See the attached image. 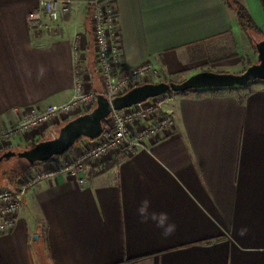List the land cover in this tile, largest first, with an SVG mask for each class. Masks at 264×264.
Wrapping results in <instances>:
<instances>
[{
  "label": "crops",
  "instance_id": "1",
  "mask_svg": "<svg viewBox=\"0 0 264 264\" xmlns=\"http://www.w3.org/2000/svg\"><path fill=\"white\" fill-rule=\"evenodd\" d=\"M37 1L0 0V127L29 107L69 99L76 32L84 37L86 86L101 89L90 6L74 5L50 34L27 24ZM243 2L264 36V0ZM114 6L124 60L151 61L160 79L205 70L198 69L205 54L228 32L236 42L240 29L225 0ZM244 87L173 94L164 108L175 124L165 136L130 155L109 153L82 184L57 174L31 187L13 229L0 233V264H264V84ZM39 137L29 132L16 143ZM63 157L44 163L59 166Z\"/></svg>",
  "mask_w": 264,
  "mask_h": 264
},
{
  "label": "built area",
  "instance_id": "2",
  "mask_svg": "<svg viewBox=\"0 0 264 264\" xmlns=\"http://www.w3.org/2000/svg\"><path fill=\"white\" fill-rule=\"evenodd\" d=\"M84 0H38L27 14L30 28L50 34L56 33L58 22L63 21L71 8ZM90 6V28L93 52L101 89L86 86L84 69V37L74 33L71 41L74 83L69 99L60 104L32 106L19 115L16 121L0 127V149H7L17 138L29 132L52 130L58 124L89 111L101 93L108 100L129 88L159 77L160 71L151 61L128 65L124 60L118 39L117 15L114 4L108 0H92ZM173 98L172 93L150 97L120 110L113 109L106 117L100 135L94 139L85 138L76 142L72 153L65 155L61 165L44 162L33 166L21 175L14 188L0 187V233L11 231L17 222L26 192L41 180L57 174L76 178L79 184L86 180L90 167L100 163L109 153L122 151L130 155L146 147L147 141L158 139L171 131L174 116L164 106ZM19 112L18 108H14ZM57 125V126H58ZM46 162V161H45Z\"/></svg>",
  "mask_w": 264,
  "mask_h": 264
},
{
  "label": "water",
  "instance_id": "3",
  "mask_svg": "<svg viewBox=\"0 0 264 264\" xmlns=\"http://www.w3.org/2000/svg\"><path fill=\"white\" fill-rule=\"evenodd\" d=\"M255 47L256 60L238 73L200 70L179 82L156 81L135 85L111 100L97 93L95 105L89 111L64 122L56 136L38 140L32 146L22 150H6L0 155V160L17 156L28 163L47 161L55 155L65 153L80 137L89 139L98 137L103 129V120L113 109L120 110L167 91L183 92L202 87L244 86L253 80L264 81V38L256 41Z\"/></svg>",
  "mask_w": 264,
  "mask_h": 264
},
{
  "label": "rangeland",
  "instance_id": "4",
  "mask_svg": "<svg viewBox=\"0 0 264 264\" xmlns=\"http://www.w3.org/2000/svg\"><path fill=\"white\" fill-rule=\"evenodd\" d=\"M81 2H83V1H81ZM86 14H87V19H89L90 18V10L89 9L86 10ZM235 36H236V42H237V49L239 50V52H237V53H238V55H241V56L244 57V60H243L242 63L240 61V64H238L237 66H229V67H222V66L218 65V63H221L222 60L225 61V60H230L232 58H235V57H229V58H225V59H222V60H217L215 62H211V61H207L206 63L202 62L201 64H199L198 69L202 68V69H205V70L210 69V70H218V71L223 70V71H226V72H234V73H236L238 71H241L243 69V67H246L248 62L255 61V59H256L255 54L256 53H255L254 49L252 48V46H251V48L249 47V37L244 32H241L240 29H238V31L236 32ZM250 37L252 39H254L255 41H258V40L262 39L261 36L254 35L252 33L250 34ZM223 41H225V40H223ZM203 49L208 51L210 48L208 46H205V47H203ZM213 53H211V52L206 53L204 57L206 58L209 54H210L209 57L213 56ZM92 61H93V59H92ZM93 67H94V65L92 63H90L89 71L93 72V69H94ZM184 73H186V71L181 73V75H183ZM160 78H161L160 76L156 77V78H152V80H153L152 82H156ZM174 79H178V77H175ZM256 84H264V81L257 79V80L250 81L249 83H247L244 86L246 88H248L250 86H255ZM167 92L168 93H172V94L179 93V92H175V91H167ZM59 127L60 126L58 125V126H56L55 129L46 130L45 136H43L42 138L39 137V138H37L36 140H33V141H27V140H23L22 141L21 140L20 143H16V141H17L16 140L15 143L13 145L9 146L7 149L8 150H13V151L22 150L27 145L34 144L37 140H42V139H47V138L54 137V136L57 135ZM19 139H21V138H19ZM72 152H73V150L70 149L68 151L67 155L69 153H72ZM60 156L61 155H55V156L52 157V159L60 157ZM64 158L65 157H63V160H61L60 165L63 162H65ZM25 166H26V161L23 158H20V157H17V156H11L10 158H3L2 160H0V186L7 185L8 177L14 176L16 173L22 171ZM30 169H28V170H30ZM28 170H26L24 172V174ZM34 236H36V234ZM38 264H41V262H39Z\"/></svg>",
  "mask_w": 264,
  "mask_h": 264
},
{
  "label": "trees",
  "instance_id": "5",
  "mask_svg": "<svg viewBox=\"0 0 264 264\" xmlns=\"http://www.w3.org/2000/svg\"><path fill=\"white\" fill-rule=\"evenodd\" d=\"M89 5V2H86ZM108 3L110 4H114V0H108ZM225 3L227 4L228 7H230L236 14L237 17V21H238V25L241 29L242 32H244L248 37H249V42L250 45L252 46V48L254 49L255 53H256V47H255V40L252 39L250 37V34H254V35H258L261 36V38H264V36H262L261 34V30L256 26L248 8L246 7L245 3L243 2V0H225ZM225 40V41H223ZM222 44L219 45V48L217 50L214 51L213 56L209 55L206 57L209 60L207 61H211V62H215L217 60H222L225 58H229V57H240V60L243 62L244 57L241 55H238L237 51H236V42L232 36V34L230 32L226 33L221 40ZM209 53V52H208ZM256 60V59H255ZM254 62V61H253ZM248 62L247 66L251 63ZM246 66V67H247ZM246 67H243V69L241 71H243ZM210 70V69H207ZM212 71H217V72H226V71H218V70H212ZM238 71V72H241ZM236 72V73H238ZM158 81H175V82H179L181 80H166V79H159ZM106 120H103V126L105 125ZM82 139H84V137H80L76 142L81 141ZM38 141V140H37ZM33 145V144H32ZM32 145H27L24 148H28ZM71 149V148H70ZM68 149L65 153L61 154V156H65L68 151L70 150ZM8 149H0V155L5 152ZM122 156H124V154H122ZM54 159V158H53ZM52 158H50L49 160H47L46 162L52 161ZM45 161H37L34 163H28L26 162V166L24 167V169L18 173H16L14 176L8 177V182L7 185H3V186H8V187H12L14 188L16 186V182L17 179L24 174V172L30 168H32L33 166H35L37 163H42ZM1 187V186H0Z\"/></svg>",
  "mask_w": 264,
  "mask_h": 264
}]
</instances>
